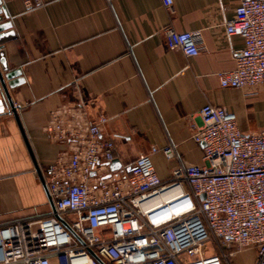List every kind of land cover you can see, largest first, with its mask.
<instances>
[{
  "label": "crops",
  "instance_id": "obj_1",
  "mask_svg": "<svg viewBox=\"0 0 264 264\" xmlns=\"http://www.w3.org/2000/svg\"><path fill=\"white\" fill-rule=\"evenodd\" d=\"M35 1L28 7L26 0H3L14 32L4 55L8 69L21 70L24 81L11 87L5 78L17 119L0 80V226L54 210L40 173L46 182L60 153L69 151L46 131L51 111L61 105L100 122L101 138L114 142L111 161L117 159L119 168L112 171L107 160L103 167L119 175L153 145L176 146L174 160L152 155L164 180L181 163H202L204 145L194 140L191 125L201 124L206 104L236 113L245 133L264 129V85L253 93L223 88L216 75L234 69L244 47L243 38L227 36L224 25L240 0H174L172 8L162 0ZM167 26L199 31L200 53L170 49ZM0 70L5 75L1 61ZM246 250L235 254L234 264L257 258Z\"/></svg>",
  "mask_w": 264,
  "mask_h": 264
},
{
  "label": "built area",
  "instance_id": "obj_2",
  "mask_svg": "<svg viewBox=\"0 0 264 264\" xmlns=\"http://www.w3.org/2000/svg\"><path fill=\"white\" fill-rule=\"evenodd\" d=\"M224 25L244 47L234 69L216 73L219 83L253 93L264 85V0H240ZM165 34L170 49L200 53L199 31L167 26ZM199 117L191 126L204 161L181 163L164 180L152 155L174 160V144L151 146L119 175L103 167L115 145L101 138L100 122L67 105L52 110L46 131L69 148L46 179L55 209L0 226V264H230L244 249L264 264V129L243 132L225 106L206 104Z\"/></svg>",
  "mask_w": 264,
  "mask_h": 264
},
{
  "label": "water",
  "instance_id": "obj_3",
  "mask_svg": "<svg viewBox=\"0 0 264 264\" xmlns=\"http://www.w3.org/2000/svg\"><path fill=\"white\" fill-rule=\"evenodd\" d=\"M4 18H8V20L1 22V20H3ZM9 18H10V15L8 13V10L5 7L3 0H0V61H1V64L3 66V69L6 72L5 75H3L1 70H0V80H1V83L4 87V90L6 91V96L9 100L11 110L15 114L16 118L18 119L17 108L14 105V102H13V100H12V98L8 92L7 84L5 82V78H6L9 80V85L11 87H15L16 85H19L20 83H22L24 81V78L19 77L21 74V70H19V69L9 70L8 69V64H7L5 55H4L3 48H4L5 41H7L12 36H14V32L11 29L13 24ZM117 163H118L117 159H114L113 161L108 163V165L110 166L112 171L117 170L119 168V167H117ZM37 170L40 173V170L39 169H37ZM40 176L43 180L45 188L47 189L46 182H45L44 177L42 176L41 173H40ZM47 191H48V189H47ZM48 196H49V199L53 205V209H55L53 200L51 199L49 193H48ZM202 198H204V195L202 196ZM74 234L76 237H78L80 239V237L76 233H74ZM101 263L106 264L103 261H101Z\"/></svg>",
  "mask_w": 264,
  "mask_h": 264
},
{
  "label": "rangeland",
  "instance_id": "obj_4",
  "mask_svg": "<svg viewBox=\"0 0 264 264\" xmlns=\"http://www.w3.org/2000/svg\"><path fill=\"white\" fill-rule=\"evenodd\" d=\"M251 112H254V111H251ZM263 116H264V115H262V117H263ZM212 250H213V249L210 248L209 252H211ZM213 252H214V251H213ZM216 252H217V251H216ZM246 252H249V254H251V253H252V250H251V249H248V250L245 251V253H246ZM245 253H241L239 256H241V255L243 256V254H245ZM249 254H248V255H249ZM234 260H235V255L232 256L230 264H234ZM256 261H257V258L253 256V258H251L250 264H256Z\"/></svg>",
  "mask_w": 264,
  "mask_h": 264
}]
</instances>
